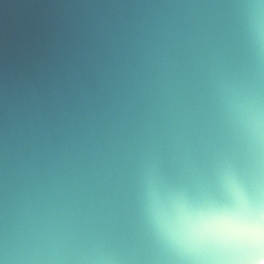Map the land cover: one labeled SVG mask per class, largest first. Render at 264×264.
<instances>
[{
  "label": "clouds",
  "instance_id": "9594fccd",
  "mask_svg": "<svg viewBox=\"0 0 264 264\" xmlns=\"http://www.w3.org/2000/svg\"><path fill=\"white\" fill-rule=\"evenodd\" d=\"M0 73V264H264V0H69Z\"/></svg>",
  "mask_w": 264,
  "mask_h": 264
},
{
  "label": "water",
  "instance_id": "95a60500",
  "mask_svg": "<svg viewBox=\"0 0 264 264\" xmlns=\"http://www.w3.org/2000/svg\"><path fill=\"white\" fill-rule=\"evenodd\" d=\"M69 0H0V73L21 61L34 39L64 16Z\"/></svg>",
  "mask_w": 264,
  "mask_h": 264
}]
</instances>
